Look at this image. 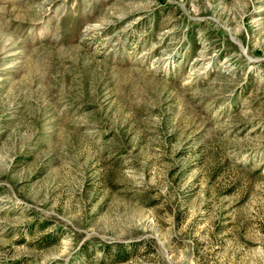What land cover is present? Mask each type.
Here are the masks:
<instances>
[{"label":"rangeland","instance_id":"rangeland-1","mask_svg":"<svg viewBox=\"0 0 264 264\" xmlns=\"http://www.w3.org/2000/svg\"><path fill=\"white\" fill-rule=\"evenodd\" d=\"M0 264H264V0H0Z\"/></svg>","mask_w":264,"mask_h":264}]
</instances>
